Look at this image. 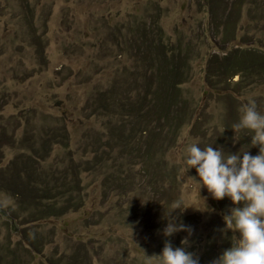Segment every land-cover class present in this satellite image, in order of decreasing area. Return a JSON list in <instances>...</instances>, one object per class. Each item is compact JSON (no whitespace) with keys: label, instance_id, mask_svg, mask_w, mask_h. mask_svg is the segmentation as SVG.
I'll list each match as a JSON object with an SVG mask.
<instances>
[{"label":"rangeland","instance_id":"rangeland-1","mask_svg":"<svg viewBox=\"0 0 264 264\" xmlns=\"http://www.w3.org/2000/svg\"><path fill=\"white\" fill-rule=\"evenodd\" d=\"M244 98L264 113V0H0V206L18 227L0 215V264H155L185 237L211 264L234 205L198 195L183 158L193 141L258 154L231 129ZM177 200L190 233L164 237Z\"/></svg>","mask_w":264,"mask_h":264},{"label":"clouds","instance_id":"clouds-1","mask_svg":"<svg viewBox=\"0 0 264 264\" xmlns=\"http://www.w3.org/2000/svg\"><path fill=\"white\" fill-rule=\"evenodd\" d=\"M231 129L234 133H250L251 147L258 146V154L251 155L248 150L226 153L212 145L201 148L198 141H193L185 150L184 172L195 168L196 177L191 178L198 195L203 187L211 198L221 200L227 197L234 205L223 217L233 233L230 246L223 249L211 264H264V113L258 110L254 99L244 98L239 119ZM188 207L180 200L172 202L165 216L164 237L181 231L190 233L188 226L178 222V214L172 215L175 210L182 212ZM180 244L173 247L166 240L161 252L153 255L155 264H200L199 258L187 250L188 238L182 239Z\"/></svg>","mask_w":264,"mask_h":264},{"label":"water","instance_id":"water-1","mask_svg":"<svg viewBox=\"0 0 264 264\" xmlns=\"http://www.w3.org/2000/svg\"><path fill=\"white\" fill-rule=\"evenodd\" d=\"M0 215L3 216L5 219L10 221V231L12 232H17L18 227L15 225L14 220L7 214L6 210L0 206Z\"/></svg>","mask_w":264,"mask_h":264}]
</instances>
